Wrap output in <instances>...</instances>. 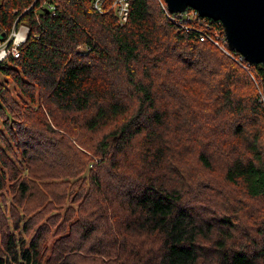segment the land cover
Listing matches in <instances>:
<instances>
[{
  "label": "trees",
  "instance_id": "trees-1",
  "mask_svg": "<svg viewBox=\"0 0 264 264\" xmlns=\"http://www.w3.org/2000/svg\"><path fill=\"white\" fill-rule=\"evenodd\" d=\"M112 1L0 0V264H264L263 64Z\"/></svg>",
  "mask_w": 264,
  "mask_h": 264
},
{
  "label": "water",
  "instance_id": "water-1",
  "mask_svg": "<svg viewBox=\"0 0 264 264\" xmlns=\"http://www.w3.org/2000/svg\"><path fill=\"white\" fill-rule=\"evenodd\" d=\"M170 13L195 9L222 22L228 47L264 66V0H165Z\"/></svg>",
  "mask_w": 264,
  "mask_h": 264
},
{
  "label": "built area",
  "instance_id": "built-area-1",
  "mask_svg": "<svg viewBox=\"0 0 264 264\" xmlns=\"http://www.w3.org/2000/svg\"><path fill=\"white\" fill-rule=\"evenodd\" d=\"M103 3L104 0H93V6L99 11H103ZM160 4L163 9L166 10L168 13L169 9L166 1L160 0ZM48 6L49 8H53L52 4H48ZM110 9H114L121 23H125L128 20L130 13V0H113ZM170 18L173 21L175 20L173 16ZM29 29L30 28L28 25L22 26L19 30H17L15 26L13 27L12 31L8 36V42H11V45L0 49V61L5 60L8 55L19 57L20 46L26 41V34L29 33ZM198 31L199 37L202 41L206 40L207 38H211L216 45L220 46L223 50L227 52L225 48V43L227 44L225 32L222 34L221 31H216L214 35L211 36L207 31L203 30L202 28Z\"/></svg>",
  "mask_w": 264,
  "mask_h": 264
},
{
  "label": "rangeland",
  "instance_id": "rangeland-1",
  "mask_svg": "<svg viewBox=\"0 0 264 264\" xmlns=\"http://www.w3.org/2000/svg\"><path fill=\"white\" fill-rule=\"evenodd\" d=\"M25 25H27L26 23H23V22H21V23H19L18 25L16 24L15 25V27L17 28V30H19L22 26H25ZM14 27V26H13ZM13 27H12V29H13ZM12 29H11V31H12ZM10 31V32H11ZM29 31H30V29H29ZM10 34V33H9ZM28 34L29 33H27L26 34V38L28 37ZM8 40H9V37L7 36V38H5V40L0 44V49L1 48H3V47H6V46H10L11 45V42L9 43L8 42ZM1 56V55H0ZM10 55H8L7 57H9ZM6 57V58H7ZM262 92V91H261ZM262 99H264V96L262 97ZM109 130H110V127H106L105 129H104V131H100L99 132V135H102L103 133H107V132H109ZM103 132V133H102ZM40 137V136H39ZM73 140H75V138L73 137L72 138ZM40 142L41 143H43V145H41V147H39L40 148V152H41V150H43V148H48V149H50V151L53 153V146H52V148H50V146L48 145V140L47 139H44V138H41L40 137ZM39 150V149H38ZM128 153L130 154L131 152H130V150L128 149ZM215 172H217V171H215ZM218 173V172H217ZM218 175H220V173H218ZM221 176V175H220ZM32 199H35V200H32L31 201V204L33 205V206H35L37 203H39V201H40V199L39 198H37V197H34V198H32ZM262 207H260V209H261ZM53 213V212H52ZM7 221L8 222H10V223H12V219L11 218H9V219H7ZM69 239L68 240H65L64 241V245L66 246V247H69V248H71V246H70V243H69ZM81 241V239L79 238V239H77V242H80ZM83 242V240L81 241V243ZM90 243H87V245H89ZM88 251V250H87ZM84 253H85V251H84ZM68 254L69 255H71V253H69L68 252ZM73 255H76V257L78 258V259H80V260H87L88 258L89 259H95V261H94V264H103V263H101V261H102V259H103V255H100V254H98V255H96V254H94V253H90V252H86V255H83V254H73ZM81 256V257H80ZM108 260V259H107Z\"/></svg>",
  "mask_w": 264,
  "mask_h": 264
}]
</instances>
